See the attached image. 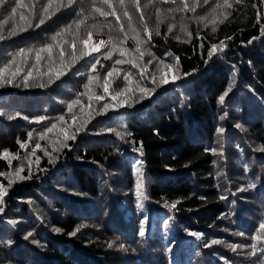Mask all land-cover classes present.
Wrapping results in <instances>:
<instances>
[{
	"label": "trees",
	"instance_id": "16d2710c",
	"mask_svg": "<svg viewBox=\"0 0 264 264\" xmlns=\"http://www.w3.org/2000/svg\"><path fill=\"white\" fill-rule=\"evenodd\" d=\"M229 3L230 8L216 7L223 0H209L208 5L187 0L195 11H181L180 0H139L137 10L131 0L123 6L112 0L116 16L93 10L111 11L101 0H75L68 7L54 0L48 13L41 12L47 0L5 5L0 14V21H7L0 33L6 37L0 41V68H8L0 75V154L7 150L8 159L0 155V184L7 191L0 205V264H142L138 245L167 246L169 241L173 243L165 264H196L204 256L230 253L225 235L232 226L246 243L251 237L257 244L253 257L264 264L259 258L264 240L253 239L264 222V188L253 197L249 190H237L232 202L240 201L242 208L248 203L240 214L241 208L227 201L225 171L216 170L224 152L238 155L242 148H256L254 144L264 148V0ZM41 15L51 18L37 28ZM158 20L160 35L155 34ZM12 28L18 34L9 37ZM89 32L113 37L107 52L83 56ZM220 41L226 47L210 56L211 45ZM47 44L51 51H40L37 60V51ZM21 49L25 51L18 55ZM33 53L26 64L10 69L13 57ZM116 60L132 63L115 65ZM160 61L155 84L133 66L147 65L151 73ZM168 64L175 72L163 84L158 77ZM113 65L118 71L108 78L106 93L104 78ZM58 69L65 73L59 80ZM138 79L143 86L152 82L155 91L145 103L124 104L130 94L142 95ZM126 87L131 91L117 95ZM77 99L80 103L70 112L68 104ZM52 125L56 127L48 131ZM240 133L248 139L242 146L235 136ZM21 166L20 175L30 179L16 177ZM239 175L231 176L234 185ZM234 256L252 262L243 250L227 256L236 264Z\"/></svg>",
	"mask_w": 264,
	"mask_h": 264
},
{
	"label": "rangeland",
	"instance_id": "374dc122",
	"mask_svg": "<svg viewBox=\"0 0 264 264\" xmlns=\"http://www.w3.org/2000/svg\"><path fill=\"white\" fill-rule=\"evenodd\" d=\"M132 28L133 26H129ZM100 41H105L106 43L109 41V35H104V34H91V37H89L86 41V44L88 46V51H91L95 47H100L101 51L99 53H94L92 56H97L99 54H102L104 52H107L108 48L111 47L112 42L107 44V47L104 45L100 44ZM34 53L30 56H23L20 58H17L14 60L12 66L10 69H16L17 66L20 64H26ZM175 72V66L172 65L171 69L164 70V72L161 73V75H165L166 78H170L172 74ZM158 80L160 81V77H158ZM139 86H143L141 84V80H137ZM138 87V86H137ZM143 87L146 88H154V84L151 82V85L148 86L144 85ZM139 89V87H138ZM139 93H141L139 91ZM151 92L148 93L144 99H141V96L138 98L134 96L133 94H130V97L128 96L125 98L124 104L129 103V102H134V103H145L147 97L151 96ZM143 100V101H142ZM243 130V127H241ZM236 137L239 138V141L241 143V140L243 144H246L248 142L247 137L243 134L240 133L235 134ZM228 141L230 142V138H228ZM252 141V140H251ZM253 143V141H252ZM227 144V140L224 142L223 147L225 148ZM254 144V143H253ZM254 146L258 149H261V147L257 144H254ZM242 148V147H241ZM252 146H249V148L246 150L245 148H242L240 153L238 155H231L228 152H224L218 157L217 165H216V170L218 171H225V179L224 182L227 186V191L230 193V196L228 197V202L231 205H234L236 207H240V214H243L244 208L248 207V203H246V206L242 208V205L240 201L237 203L232 202V196L237 195V190L242 189V190H249V196L253 197L255 194H257L261 189L264 188V165L262 164V160L264 159V154L258 153V149H256ZM239 179L237 180V184L234 185L232 183V178L231 176L238 174ZM249 185H254V187H249ZM258 186V187H256ZM256 187V188H255ZM242 195V194H238ZM149 231L151 230V224L149 226ZM226 233L229 235H225L226 239L228 241V246L230 249V253L227 256L235 255L243 250V254H246L247 256H252V262L250 264H259V262H256L255 258L253 255H249L248 253L251 251L250 247H237L236 251H233L232 248L230 247L231 245H251L254 243V241L250 237V242L246 243V240L238 235V230L236 226H232L230 229L226 230ZM173 241H169L167 243V246L163 245H156V244H151L148 242L143 243L144 247L141 245H138V248H142V255L140 256V263L142 264H165L166 257L168 256V249H171L170 247L172 246ZM136 256V255H135ZM224 257V252H220L219 254L216 255L215 259H212L210 257H202L198 259L196 264H233L230 262V259L228 257ZM179 260H181V257H178ZM223 260V261H220ZM232 260L236 264H246L248 263V259H243L241 257H233ZM194 264V263H191Z\"/></svg>",
	"mask_w": 264,
	"mask_h": 264
},
{
	"label": "snow or ice",
	"instance_id": "6c2138e0",
	"mask_svg": "<svg viewBox=\"0 0 264 264\" xmlns=\"http://www.w3.org/2000/svg\"><path fill=\"white\" fill-rule=\"evenodd\" d=\"M53 2H54V0H47V4H44V5L42 6L41 12H42V13H48V11H49V7L53 4ZM56 2L60 3L61 7H68V6H72V5H74L75 0H68L67 5H64V4H63V0H56ZM124 2H125V0H119V3L121 4V6L124 5ZM131 2L136 6V8H137V10H138V9H139V0H131ZM161 2H162V3H169V2H171V3H176V0H161ZM180 2H181V3L183 4V6H184L182 9H180L181 11H183V10H185V9L190 10V11H195V8H194V7H193V8H190V9L188 8L187 0H180ZM237 2H239V0H237ZM8 3H15L16 7H22V6H23V5H22V0H0V14L3 13L4 8H5V5L8 4ZM101 3L104 4V5H107L108 8L111 9V11H103V10H102L101 8H99V7H94L93 10H94L96 13H99V15H101V16H116V10L112 7V0H101ZM203 4H204V5H208V4H209V0H203ZM223 6H226V7H229V8H230L232 5L229 3V0H223V5H220V4H217V5H216V7H223ZM16 7H13V8L11 9V12H12V13H15V12H16ZM56 11H57V12L60 11V8H57ZM160 11H161L160 9H157V14H158V15H159ZM168 11H173V9L170 8V9H168ZM52 15H55V13H53ZM124 15H125V16H128V12L125 11ZM50 18H51L50 16L41 15V16L39 17V21H38V23H36L34 26L38 28V27H40L41 25L45 24L46 19H50ZM129 19H131V17H129ZM201 19H203V17H201ZM117 20H119V17H118V16H117ZM141 20L143 21V14H142V13H141ZM82 22H83V21H81V23H82ZM161 22H162V21H159V20H158V22L156 23V26H155V34H156V35H160L159 28H160V23H161ZM5 23H7L6 20L0 21V33H2L3 25H4ZM32 26H33L32 24H29V25H28V27H32ZM25 30H26V29H23V28L20 29V31H25ZM122 30H123V29H122V27H121V31H122ZM144 30H145L146 32L148 31V28H147V25H146V24H145V26H144ZM182 30H184V29H182ZM215 30H216L215 28L212 29L213 32H214ZM168 31H169V32L172 31V27H171V26L168 28ZM17 34H18V32L16 31V29H15V28H12V29L9 30L8 36H9V37H12V36H15V35H17ZM262 34H264V32H262ZM58 35H60V34L57 33L56 35H54V36L52 37V40L55 41ZM88 36L91 37V33H90V32L88 33ZM257 38H258V37H253V40H254V39H257ZM5 39H6V37H5L3 34H0V41H4ZM149 39H151V34H149ZM227 39H231V37H228ZM112 40H113V37L110 35V36H109V41H108L107 43H106L105 41H100V44H101V45H104L105 47H107V44L111 43ZM249 43H251V41H249ZM73 47H74V45H73ZM225 47H226V45L224 44V41H220V44H219V45H217V44H213V45H211V47H210V49H209V54H210V56H211L212 54H214L217 50H219V51H223ZM51 48H52V45H51V44H47V45H45L44 48L39 49V50L37 51V57H36L37 60H39V58H40V56H39V52H40V51H49V52H50V51H51ZM24 51H25L24 49L19 50L18 55L24 53ZM29 51H30V50H29ZM100 51H101V48H100V47H95V48H93L91 51H85V52L83 53V56H92L94 53H99ZM60 54H61V57H63V55H64L63 50H61V53H60ZM121 55H123V52H121ZM81 58H83V57H81ZM105 58H106V59H111V56H109V55H107V53H105ZM75 59H76V56H75V53H73V60H75ZM177 59H178V58H177ZM14 60H15V57H13L12 60L9 61V63L14 62ZM125 62H127V63H132V61L116 60V61H115V65H119V64H121V63H125ZM61 63H62V65H63V61H61ZM98 63H99V60L97 59L94 63L91 64V68H92V70H95V69H96V65H97ZM151 63H152V60H149V61H148V64H151ZM162 64H163V61H160V63L155 67V69H154L151 73H149L148 68H147V65H144L143 67H141V66H139V65H135V64H134L133 66H134V67H138V68H140V76H141V78H149V79H151L152 82L155 84V83H157V80H156V74H157L158 72H161V71H162V69H161V67H160V65H162ZM115 65H113L109 70H107V72H106V76H105V78H104V79H105V83H104L103 87H104V92H106V93L108 92V78H109V77H112V76L118 71V70L116 69ZM164 67H166V68H168V69H171L172 65L168 64V65H164ZM7 68H8V64H5V65L3 66V68H0V75H2L3 72H4ZM69 70L71 71V68H69ZM13 75H15V73H14ZM55 75H56V79L59 80L61 76L65 75V73H64V71H63L62 69H58V70H56ZM185 75H188V73H185ZM24 79H25V81H27L28 77L26 76ZM49 79H50V81H51V77H50ZM91 79H92V77L90 76V77H89V81H91ZM124 79L127 80V79H128V76L125 75ZM173 79H174V80H175V79H179V77H173ZM8 82L11 83V81H8ZM159 82H160V83H163V84H168L170 81L165 77V75H161V76H160V81H159ZM24 86L27 87V86H28L27 83H25ZM41 86H43V85H41ZM0 87H3V84H0ZM85 87H87V85H86ZM138 87H139V91L142 93V95H141V99H144L145 96H146L148 93H150V92H154V91H155L154 88H151V89H150V88H146V87H143V86H139V84H138ZM125 91H131V89L128 88V87H126L125 89H122L121 92L117 93V95H123ZM229 91H230V89H229ZM81 95H83V93H82ZM227 95H228V92L226 91L223 95H221V96L219 97V100H220L221 103L224 102V100H225V96H227ZM90 99H91V97H90ZM97 99H101V97H97ZM79 103H80V101H79L78 99L72 101L71 103H69V104H68V109H69V111L71 112V110H72V108H73V105H75V104H79ZM104 107L107 108V104H105ZM17 115H19V114H17ZM9 118L12 119L13 117H9ZM25 119H27V117H25ZM40 119H44V118H40ZM73 119H75V115H73ZM60 120L63 121V117H60ZM55 127H56V125H52V128H49L48 131H52V129L55 128ZM237 127H239V125H237ZM77 131H79V128H77ZM109 131H111V130H109ZM219 131L222 132L223 129H219ZM117 134L119 135V133H117ZM28 136H29V138L31 139V137H32V133L29 132V133H28ZM41 138H43V137H41ZM67 138L70 139V140H74L76 137H75V135H69ZM18 143H20V142L18 141ZM62 146H63V147H67L68 145H67V144H63ZM20 147H21V148L25 147V144H24V143H20ZM36 147L39 148L40 145L37 144ZM259 150H260V151H264V148H261V149H259ZM137 151H139V149H137ZM0 155H2L4 159H8V153H7V150H5V152L2 153V154H0ZM45 155H49V153L46 152ZM18 158H19L18 156H13V157H12V159H18ZM137 163H139V161H138ZM9 164H11V160H9ZM22 171H23V167H22V166L16 169L15 175H16V177H17L18 179H20V180H25V179H30V178H31V175H29V176H21L20 173H21ZM137 171L139 172V168L137 169ZM2 175H4V173H0V176H2ZM12 182H13L12 180H9V187L11 186ZM249 187H254V185H249ZM139 188H140V185H137V191H139ZM6 195H7V191H6V189L4 188V186H3L2 184H0V205H3V203H4V197H5ZM177 203H178V202H177ZM166 206H167V205H166ZM175 206H176V203H173V204L171 205V207H173V208H175ZM3 211H4L3 207H0V212H3ZM79 230H80V229H79V227H78L75 231H73V232L70 233L69 235H75V234H76V231H79ZM57 231H60V230L57 229ZM191 234L194 235V236H200V235H201L200 233H191ZM30 235H31V233H28V236H30ZM140 235H141V236L144 235V230H143V228L140 230ZM241 235H242V234H241ZM26 238H27V237H26ZM253 239H254L255 241H257V242H260L261 240H264V222H261V223L258 225L257 232H256V234L254 235ZM9 243H10V242H9ZM218 243H220L219 240H212V241H211V244H218ZM109 246L111 247L112 245H109ZM208 246H209V245H207V244L205 245V247H208ZM121 247H122V245H121ZM230 247L232 248L233 251H236V250H237V247H241V248H243V247H250L251 251H250L248 254H249V255H253V256L257 255V244H256V243H253V244H251V245H247V246H246V245H239V246H237V245H231ZM259 258L262 260V262H264V249L261 250V254H260V257H259Z\"/></svg>",
	"mask_w": 264,
	"mask_h": 264
}]
</instances>
